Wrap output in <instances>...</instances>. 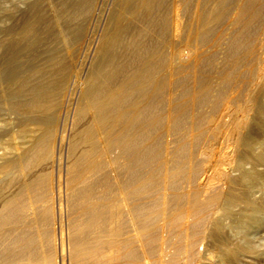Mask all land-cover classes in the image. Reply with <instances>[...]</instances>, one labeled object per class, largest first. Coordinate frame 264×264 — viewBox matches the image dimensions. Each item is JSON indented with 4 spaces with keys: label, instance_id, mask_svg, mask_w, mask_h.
<instances>
[{
    "label": "bare ground",
    "instance_id": "6f19581e",
    "mask_svg": "<svg viewBox=\"0 0 264 264\" xmlns=\"http://www.w3.org/2000/svg\"><path fill=\"white\" fill-rule=\"evenodd\" d=\"M80 1L70 19L84 15L99 24L109 12L104 0ZM113 18V25L86 31L75 50L82 58L73 82L59 76L65 68L59 60L39 68L47 81L27 74L12 84L25 95L13 106L25 114L55 109L58 96L39 94L45 89L60 94L68 86L75 105L61 125L21 123L13 156L0 155V172L12 174L6 185L15 188L4 195L0 185V264H56L63 182L67 207L80 209L67 218L69 264H181L183 257L196 259L209 221L221 262L239 264L232 241L218 237L225 222L211 209L221 206L226 214L232 203H264V190L253 196L238 187L264 179L256 162L264 164V75L244 85L257 60L264 0H123ZM100 57L103 71L94 66ZM228 111L234 146L226 157L233 164L203 165L196 156L206 155ZM209 167L232 185L185 188Z\"/></svg>",
    "mask_w": 264,
    "mask_h": 264
},
{
    "label": "rangeland",
    "instance_id": "374dc122",
    "mask_svg": "<svg viewBox=\"0 0 264 264\" xmlns=\"http://www.w3.org/2000/svg\"><path fill=\"white\" fill-rule=\"evenodd\" d=\"M65 1L64 0H56V1L55 0H0V33H1L0 34V140L2 141V143H0L1 144L0 155L4 153L5 157L13 156L12 153L14 152V147H15V144L13 142L14 141L13 131L16 130V128H18L21 123L25 122V123H29L30 126L32 125L34 126V124L31 123L34 120H50L53 122L56 121L55 123L57 125H61L63 122V121L61 122V120H64L67 115L70 117L73 111L72 109L74 108L75 105V99H74V103L69 99V95L67 93L68 86L67 88L62 90L60 94L58 93L59 91H57L56 93L55 90H46V89L43 90L42 93L41 91L42 89H39V91H41L39 92V94L43 96L47 95L48 97H53L54 93L55 95L57 94L58 103L56 104L55 109L51 111H46L44 113L27 112L25 114L23 110L13 106L12 101H15L16 100L15 98L18 99L25 96V95L23 96L24 93H18L19 95L15 93V91L12 89L13 82L18 78L27 77V74L28 75L33 74L31 76L35 78L40 77V75H42L41 74L42 72L41 73L38 72L39 68L42 67V69L44 68V70H46L45 69L46 67L47 68L51 67L52 63H55L59 60L60 61L63 60L62 63H64L65 65V68L58 73L60 74L59 76L64 78L67 84L73 82L74 78H76V73L80 71L79 69L80 60L82 58L79 55V53L76 52L75 50L78 45L84 43L86 31L90 30V28L94 29L95 27L96 28L102 27L104 22L106 23V25H110V24L113 25L112 24L114 22L113 19H115L113 18V16H115V13H117L118 9L123 3V0H104V6L106 7L107 10L106 13L108 11L110 12V13L108 12L109 15L108 13L106 15H108L110 19L107 18L106 15H104L102 21L101 19L97 21L99 24L95 22L93 24L91 20L89 21V19L84 15L79 16L77 20L76 18H74V20L70 19L69 13H71L81 1L80 0H65ZM92 25H94L95 27H93ZM61 27H63V29ZM96 28L95 30H98ZM260 28L261 29L259 28L257 29L259 30L257 37L259 39V35H260V39L258 40V42L256 40V44H255V49L256 48L258 49V50L256 49V52L258 51L256 53V55L258 54L257 60L251 66L252 68L251 75L245 78L246 82L244 81L245 83L244 85H247V87L248 84L252 85L260 81L261 80L260 77H263L264 75V71H263L264 70V32H263L264 25L261 26ZM100 58L101 59H99L94 63L95 64L94 66L98 69L100 68V71H103V69L105 68L104 67L105 61L102 59V57ZM260 74L263 75L260 76ZM46 76H47L46 74L42 75L41 79L43 81H47V79L45 80ZM55 76L56 75H54L53 78H57V76L56 77ZM45 91H47L46 95L44 94ZM53 91L54 93L52 95L51 92ZM246 92L247 91L245 90V93ZM247 98H248L247 95H242L243 102L245 103L246 101L245 104L248 103ZM71 106L73 108H71ZM68 108L71 109L69 110ZM246 112L249 113V111ZM247 113L240 112L239 116L241 117L242 115L241 118H243ZM233 117H234V112L228 111L226 114L222 116L220 120H218L219 136L217 134V138H215L212 141L213 145L209 147V149H207L206 155L200 154L199 156L198 154L196 156V158H198L200 162L203 163V165L210 164V166L214 168L216 166L218 167L220 166L219 167L220 169H222V167L223 168L226 167V169H228L233 164V162L231 161L232 160L231 157L229 158L226 157V156H230L231 150L234 146V141L232 139L233 124H230L233 121ZM5 142L7 143L6 145H8V143L9 145L6 146ZM11 144H12L11 147L12 150L10 149ZM5 147H7L8 149ZM4 149L5 150L7 149L8 150L7 152L9 153L7 154V152L5 151L6 152L5 154ZM65 159H66V147L63 149V161ZM256 162L258 163V165H260L259 166L260 168L264 169L263 163L259 161ZM212 167L211 168L209 167V169L201 170V173L198 175V177L192 179V181L190 182L186 181L187 183L186 182L184 183L185 188L189 189L192 188V186L193 188L199 186L204 191V189L208 188L209 186H211L212 184L218 181H220L223 187L225 186L224 187L225 190L226 187L228 188L229 186L232 185L231 182L229 183V181L227 180L224 179L219 180L218 179L219 175ZM164 170H165L164 168L160 170L161 176L165 175L164 173L166 171L164 172ZM56 171H57V166L54 172ZM6 173L0 172V183H1L0 185H2L4 188L3 189L4 195L11 194V192H13V190L15 189L14 186H12L13 187L12 188L10 185H6V181L9 178V174H11L8 173L7 176ZM61 173L63 179L62 181H64V176H65L64 164L62 166ZM20 182L21 184H23L22 181ZM253 184L255 185L259 184V185L253 187ZM253 184L250 183L248 184L249 186L244 184L246 188L243 186V184L242 185L239 184L238 187H241L243 191L248 192L249 194H253V196L255 195L257 196L259 195V193H261L260 191L264 190V179L260 180V182H254ZM62 189H63L62 191L63 195L61 193V203L64 205L62 207L63 209L62 212L63 211L65 212L68 211V212L62 213V215L65 214L62 216V222L64 221V224L61 225L59 220H57L58 222H56L57 223L56 242L58 247L56 250L57 253L55 256V260L57 261L56 264H69L70 262L69 251H68L69 228L67 227L68 226L67 222L69 218H74V215L76 216L79 213L80 209L75 210L74 212L72 208L67 207L68 206L66 204L67 201H65L67 198H66V191H65L66 188L64 186V182L62 185ZM250 189H252L250 191L251 193L249 192ZM203 191L201 193H203ZM55 201H56L55 208L57 209L55 210L58 212L59 202L57 196L55 198ZM232 204L233 205H231V207L229 206L230 209L226 213L227 215L224 212V207L213 206V208L211 209L213 216L219 215L220 220L223 221V223L225 222L224 224L225 226L222 232L218 234V237L227 238L230 241H232V243L234 244V246L233 244L232 246L238 250L237 256H239L240 259L238 257L237 258L239 259L238 260L239 264H246V263L264 264V240H263L264 239V203H232ZM219 212L221 213L219 214ZM33 225L35 227L36 225L38 226L39 224H37L36 221H33ZM61 226H63L62 233L64 239L63 240L64 252L66 253L64 256V261H63V257H61L62 256L61 243H60ZM211 226H212V221H209L205 224L195 244V251L197 254L196 259L192 260V259H188V257L187 258L183 257L181 260V264H204V263L224 264L223 262H221L219 258V254L217 251L219 249L218 248L214 249L215 247L213 248L212 247L213 245L210 244L209 234L211 231ZM39 228L40 227L38 226L36 230H38ZM168 248L170 250V247L168 246L166 247V250H168ZM209 255L211 256V260L209 258ZM163 264H167V262ZM225 264H229V263L227 262Z\"/></svg>",
    "mask_w": 264,
    "mask_h": 264
}]
</instances>
